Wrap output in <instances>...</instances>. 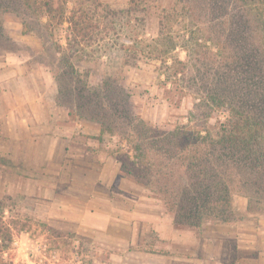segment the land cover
Wrapping results in <instances>:
<instances>
[{"label": "rangeland", "instance_id": "rangeland-1", "mask_svg": "<svg viewBox=\"0 0 264 264\" xmlns=\"http://www.w3.org/2000/svg\"><path fill=\"white\" fill-rule=\"evenodd\" d=\"M201 1L102 0L119 14L118 34L98 52L92 50L91 58L67 41L73 0L52 14L27 8L0 12V72L15 70L9 85L15 92L37 84L44 101L57 104L50 115L68 124L61 139L53 140L50 133L36 140L37 155L0 157L5 168L0 172V254L8 264H216L224 258L227 264H264V202L237 190L234 222L178 225L145 181L139 182V172H121V160L128 159L124 152L131 149L126 141L119 134H101L92 118L98 114L90 94H103L110 82L116 101L107 100L106 116L99 117L118 130L128 127L120 116L127 111L133 123L142 119L161 130L191 124L216 132L227 111L205 105L185 79L166 83L164 62L148 55L171 47L166 65L174 56L190 64L185 69L190 75H204L205 60L195 62L192 39L202 38L199 43L212 56L218 49L214 41H204L214 34L212 16L197 5ZM259 1L264 10V0ZM225 2L231 10L243 3ZM121 46L142 54L124 65ZM70 127L81 134L72 136Z\"/></svg>", "mask_w": 264, "mask_h": 264}, {"label": "trees", "instance_id": "trees-1", "mask_svg": "<svg viewBox=\"0 0 264 264\" xmlns=\"http://www.w3.org/2000/svg\"><path fill=\"white\" fill-rule=\"evenodd\" d=\"M255 1L241 0L242 5L234 10L229 9L231 5L225 0L197 2L201 10L205 8L213 17L209 23L213 24L214 35L204 41H214L218 49L212 56L207 51L210 48L199 43L202 38L192 39L196 46L195 62L205 60L202 63L206 70L200 78L185 70L189 63L174 56L169 57L172 64L166 65L171 47L149 49V58L164 62L166 83L179 84L185 79L188 90H193L205 105L227 111V119L216 127L215 133L191 124L161 130L142 119L133 123L134 118L127 111L120 116L128 121V127L118 130L99 117L106 116L107 100L116 101L110 82H105L103 94L96 90L94 95L90 94L92 100L96 99L98 115L92 118L100 124L101 134H119L131 148L124 152L128 159L121 160V172L128 176L139 172V182L145 181V188L163 201L178 225L201 228L206 223L234 222L239 214L234 202L237 190L249 200L257 198L264 202V10ZM259 2L262 4V0ZM68 3L69 0H0V12L27 8L45 9L52 14ZM73 3L67 19L71 27L67 41L71 44L73 41L79 48L77 52L81 50L91 58L90 52H98L118 34L119 14L107 9L102 0H73ZM119 49L125 52L124 65H131L130 60H138L139 53L142 54L139 49L134 51L136 54H130L122 46ZM180 74L184 78H179ZM184 90L180 93L185 94ZM0 264H8L2 254Z\"/></svg>", "mask_w": 264, "mask_h": 264}, {"label": "crops", "instance_id": "crops-1", "mask_svg": "<svg viewBox=\"0 0 264 264\" xmlns=\"http://www.w3.org/2000/svg\"><path fill=\"white\" fill-rule=\"evenodd\" d=\"M12 71L15 70L6 68L0 72V157L31 156L33 153L37 155L39 154L38 148L36 144L33 147V143L42 136H49L50 133L54 134L52 135L53 140L61 139L65 126L68 127V124L62 122L64 119L50 115V109L57 107V104L52 102L50 105L49 102H45V96L40 92L37 84H29V87L27 86L28 88L25 90L22 86L25 83H23L21 84L22 92L21 88H17L16 90L18 91L15 92V87L9 86L10 79L13 76L11 74ZM75 128L70 127L72 136L80 135L78 127ZM77 131L79 132L78 134ZM33 148H35V152H33ZM50 153L52 154L54 151H50ZM4 169L0 167V172ZM103 216L105 219L111 218L106 216V214H103ZM226 260V258L224 260L217 259L215 262L216 264H227ZM200 261L203 264L207 262L206 260ZM105 264L131 263L108 260ZM247 264L250 263L248 262Z\"/></svg>", "mask_w": 264, "mask_h": 264}]
</instances>
